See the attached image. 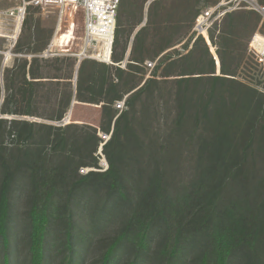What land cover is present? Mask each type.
I'll return each instance as SVG.
<instances>
[{
    "label": "trees",
    "instance_id": "obj_1",
    "mask_svg": "<svg viewBox=\"0 0 264 264\" xmlns=\"http://www.w3.org/2000/svg\"><path fill=\"white\" fill-rule=\"evenodd\" d=\"M217 1L154 0L138 29L146 0L119 1L112 63L82 59L76 73L75 99L100 104L99 127L0 117L2 264H264V89L239 77L261 18L228 11L208 31L217 74L192 32ZM33 89L20 92L28 110ZM152 100L165 118L154 129ZM98 130L111 131L107 168L81 175L99 169Z\"/></svg>",
    "mask_w": 264,
    "mask_h": 264
},
{
    "label": "crops",
    "instance_id": "obj_2",
    "mask_svg": "<svg viewBox=\"0 0 264 264\" xmlns=\"http://www.w3.org/2000/svg\"><path fill=\"white\" fill-rule=\"evenodd\" d=\"M153 1L146 0L142 21L136 29L144 25L147 7ZM49 8L58 11L56 7ZM40 14L43 13L40 12L39 8H29L20 35L13 48H10L9 40L0 38V68L2 66L4 89L3 94L0 92V109L4 107L5 110H10L5 114L0 113V116L4 118L15 116L39 117V122L51 123L47 120L48 117L63 114V118H65L70 110L73 112L76 108L75 104L91 105L90 103L77 101L74 96L78 57L75 54L67 53L68 49L62 51L60 47L54 45L55 29L53 31V27H47L43 22H39ZM258 27L253 33L258 31ZM44 42L43 46L40 45ZM50 43L52 46L49 49ZM54 47L57 51L54 50ZM25 83L34 84L32 94L34 102L30 110H28L26 99L20 95ZM69 91H71L70 99L66 100ZM35 103L39 104L37 106L39 109L34 108ZM42 104L46 106L43 109L40 107ZM12 109H16L17 114H12ZM60 121H56L55 124Z\"/></svg>",
    "mask_w": 264,
    "mask_h": 264
},
{
    "label": "built area",
    "instance_id": "obj_3",
    "mask_svg": "<svg viewBox=\"0 0 264 264\" xmlns=\"http://www.w3.org/2000/svg\"><path fill=\"white\" fill-rule=\"evenodd\" d=\"M3 0H0V2ZM7 3H11L7 6H0V38L10 41L9 46L13 48L20 35L21 28L29 7H37L41 10H45L49 7H56L58 9V21L55 28V34L62 26L65 16L70 12L75 17L77 10L82 12L81 33L83 34V41L81 51L75 54L78 59L94 58L99 62L111 64L112 42L115 30L116 13L120 0H6ZM248 9L255 11L256 13L264 17V5L258 3L257 0H218L213 5H208L201 9L196 16L192 32L195 36H202L211 48L210 41L208 39V31L219 22L222 16L228 12L238 9ZM103 36H109L110 41V53L106 57L103 46ZM101 41V46L96 49L94 43ZM49 45V49L51 47ZM213 48V47H212ZM48 49V50H49ZM96 49V55H89L88 50ZM248 51L251 52L255 60L263 64L264 63V34L256 31L252 34L250 41L248 42ZM68 52V50H67ZM47 53V52H46ZM74 54V53H72ZM106 57V58H105ZM6 57L4 58V60ZM154 62L146 60L143 65L149 71L153 68ZM125 63H121L120 67H124ZM124 96L121 100H117L113 103V107L118 112H121L125 107ZM72 111L70 110L68 115L63 118L57 124L69 123V117ZM98 136L101 140L98 148L99 154H101L102 145L108 141L111 135L109 133L98 131ZM99 169L95 168H81V172L87 173L90 170H105L107 168V162L103 159L100 161Z\"/></svg>",
    "mask_w": 264,
    "mask_h": 264
},
{
    "label": "rangeland",
    "instance_id": "obj_4",
    "mask_svg": "<svg viewBox=\"0 0 264 264\" xmlns=\"http://www.w3.org/2000/svg\"><path fill=\"white\" fill-rule=\"evenodd\" d=\"M10 4L7 3L6 0H3L0 2V6H7ZM39 10H40V12L43 13V14H40V16H39V22L40 21H41V23L43 22V24L46 25L47 27L48 26L53 27V31H54L56 24H57V21H58V11L55 9H50V8H48V9L46 8L45 10H41L39 8ZM72 15L73 14L70 12V17H69V15L65 16V20L63 21L62 26L59 28L58 32L54 36L53 43L57 47H60L62 49V51H65L63 49H68L67 53L78 54L81 51V46H82V41H83V36H82L83 34L81 33V28H80L81 23H82V12H81V10L80 11L77 10L74 18L72 17ZM258 15L261 18V23H260L257 30L260 33L264 34V17L260 14H258ZM53 31H52V33H53ZM251 37H252V35H251ZM103 41H104V39H103ZM249 41H250V39H249ZM101 44H102L101 41H96L94 43V46H96V49H97L101 46ZM104 44H106V43H104ZM180 44H178L176 47H180ZM112 47H113V45H112ZM96 49L88 50V54L95 56L97 53ZM54 50H55V47H54ZM55 51H57V50H55ZM210 51L214 55V57L216 58V60H215L216 63H218L217 56H216V54H214V49L211 48ZM245 55H246L245 61L242 63L243 68H244V72L240 76H239V74H237V76H239L241 78L243 77L246 79V81H249L253 85H257L261 89H264V63L260 64V65L256 64V62H255L256 60H255L254 55L248 51V44H247V49H246ZM83 59H91V60L97 61L94 58H83ZM97 62H99V61H97ZM99 63H103V62H99ZM105 64H107V63H105ZM120 65L121 64H119V66ZM216 66H217V64H216ZM121 68H124V67H121ZM2 71H3V69L1 66V68H0V92L3 94L4 89H3V72ZM149 73H150V71L145 68L144 74H143L144 78L148 77ZM216 73L218 74V67L216 69ZM75 105H76V108L73 110L72 116L69 117V120H70L69 123H78V124L88 123L92 126L99 127L100 122H101L100 104L91 103V105H89V104H86V105L75 104ZM37 106H39V104H36L34 106V108H36ZM154 106H155V102H153V100H152L151 104L149 105V112H148L149 116H148V118H149L150 127L153 129H154V127L158 128V127L163 126L164 120H165V118L161 119L162 118L161 116L156 115L153 112ZM40 107L43 109V107L45 108L46 106H44L42 104ZM165 116L167 119H169V117H170V116H168L167 113L163 117H165ZM73 118H79V119L73 120ZM29 120L39 121V117L38 118H29ZM98 131H100V130H98ZM101 132H103V131H101ZM4 139H5L4 143L7 146H9L10 148H12L13 146H10V143H11L9 141L10 138L5 137ZM96 155H97L98 163H100V161H103V159L106 161V158L102 152H101V154H99V152L97 150ZM100 171H102V170H100ZM78 172L81 175L85 174V173L81 172V168H79ZM22 226H23V223L19 222L16 225V229L22 230ZM103 230H105V229H103ZM18 233H20V230L18 231ZM22 254H24L23 251H22ZM55 262L53 264H55ZM0 264H2L1 261H0Z\"/></svg>",
    "mask_w": 264,
    "mask_h": 264
},
{
    "label": "bare ground",
    "instance_id": "obj_5",
    "mask_svg": "<svg viewBox=\"0 0 264 264\" xmlns=\"http://www.w3.org/2000/svg\"><path fill=\"white\" fill-rule=\"evenodd\" d=\"M102 39H104V41H103V48H102V50L104 51V54H105V56L107 57L108 55H109V53H110V41H109V36L107 35V36H103L102 35V37H101ZM104 43H106V44H104ZM212 48V47H211ZM210 48V49H211ZM105 57V58H106Z\"/></svg>",
    "mask_w": 264,
    "mask_h": 264
},
{
    "label": "water",
    "instance_id": "obj_6",
    "mask_svg": "<svg viewBox=\"0 0 264 264\" xmlns=\"http://www.w3.org/2000/svg\"><path fill=\"white\" fill-rule=\"evenodd\" d=\"M214 58H215V57H214ZM215 59H216V58H215ZM80 60H81V59H78V62H77V65H76V73H77V69H78V65H79ZM217 65H219V64L217 63ZM76 73H75V75H76Z\"/></svg>",
    "mask_w": 264,
    "mask_h": 264
}]
</instances>
